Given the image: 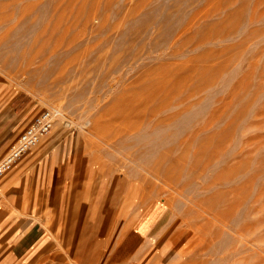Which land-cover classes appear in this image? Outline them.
Segmentation results:
<instances>
[{
    "label": "rangeland",
    "instance_id": "obj_1",
    "mask_svg": "<svg viewBox=\"0 0 264 264\" xmlns=\"http://www.w3.org/2000/svg\"><path fill=\"white\" fill-rule=\"evenodd\" d=\"M47 108L74 247L161 205L165 263L264 264V0H0V161Z\"/></svg>",
    "mask_w": 264,
    "mask_h": 264
},
{
    "label": "crops",
    "instance_id": "obj_2",
    "mask_svg": "<svg viewBox=\"0 0 264 264\" xmlns=\"http://www.w3.org/2000/svg\"><path fill=\"white\" fill-rule=\"evenodd\" d=\"M7 143L8 140L0 143V157L6 153ZM52 156L45 169L34 168L35 163L31 166L32 159L28 158L0 176V264H168L163 261L166 242L157 243L167 223L161 205L149 206L140 214L133 210L125 222L120 212L115 224L119 226L113 227L115 241L118 234H123L119 237L122 242L118 249L107 248L108 251L105 233H97L103 227L106 232L105 227L111 224L109 216L101 217L103 221L100 218L90 230L97 235L93 236L92 246L90 238H82L85 243L82 242L81 248L74 247L69 217L60 216L58 212L64 193L68 192L63 183L65 175L56 165L52 168L51 161L57 163L56 153ZM77 204L78 209L82 207V202L77 201ZM130 208L136 209V206ZM106 234L110 236L111 232ZM101 237L104 242L97 246Z\"/></svg>",
    "mask_w": 264,
    "mask_h": 264
},
{
    "label": "built area",
    "instance_id": "obj_3",
    "mask_svg": "<svg viewBox=\"0 0 264 264\" xmlns=\"http://www.w3.org/2000/svg\"><path fill=\"white\" fill-rule=\"evenodd\" d=\"M60 112L47 108L38 114L20 133L10 152L0 161V176L6 173L22 156L36 147L51 132Z\"/></svg>",
    "mask_w": 264,
    "mask_h": 264
}]
</instances>
